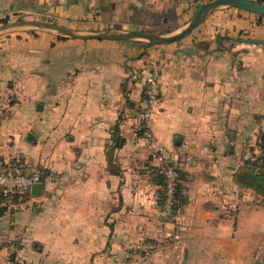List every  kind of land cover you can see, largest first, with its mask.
<instances>
[{"label":"crops","instance_id":"obj_1","mask_svg":"<svg viewBox=\"0 0 264 264\" xmlns=\"http://www.w3.org/2000/svg\"><path fill=\"white\" fill-rule=\"evenodd\" d=\"M209 1L0 0V20L168 34ZM21 29L0 32V168L47 176L0 216V264H264V199L234 181L264 131V15L224 6L153 45ZM151 74L161 101L144 126ZM167 167L184 171L175 216L159 202Z\"/></svg>","mask_w":264,"mask_h":264},{"label":"water","instance_id":"obj_2","mask_svg":"<svg viewBox=\"0 0 264 264\" xmlns=\"http://www.w3.org/2000/svg\"><path fill=\"white\" fill-rule=\"evenodd\" d=\"M230 6L248 10L259 15H264V2L258 0H211L203 4L191 20L177 32L169 34H153L142 31H100L92 33H80L63 25L42 20H16L6 21L0 25V32L16 27H35L42 29H49L57 31L59 34L70 38L79 39H98V40H144L151 44H165L180 40L181 38L190 34L195 28L202 24L208 16H210L217 9ZM249 43H263L254 39H243ZM43 184L41 182L35 183L32 187V194L39 196L41 194Z\"/></svg>","mask_w":264,"mask_h":264},{"label":"trees","instance_id":"obj_3","mask_svg":"<svg viewBox=\"0 0 264 264\" xmlns=\"http://www.w3.org/2000/svg\"><path fill=\"white\" fill-rule=\"evenodd\" d=\"M258 1L264 2V0H258ZM168 20L169 19L166 18L164 23H167ZM6 21H7V18H3L0 20L1 23H4ZM167 31L171 32L172 30H167ZM142 32L153 33L152 31H149V30H142ZM153 34H161V33H153ZM148 44L153 45L151 43H148ZM145 98H146V93L144 91V104H145ZM259 146H260L259 153H256L254 149L250 148V151L252 152V158L246 159L244 156H242L243 167L241 168L240 171L234 174V181L240 188L253 190L258 196L264 199V131L261 134ZM243 155H245V152L243 153ZM25 163L26 162H20L16 166H13V167H19ZM38 168L42 170V177L40 179V182L44 183L46 180L47 171L44 168H41V167H38ZM6 169H9V167L4 165L3 168H0V171L6 170ZM173 169L177 173V182H176V190H175L174 197H173L172 208L169 213L170 215L175 216L183 208V206L186 203V200H185L183 185L179 181L180 177L181 176L183 177L184 171L178 168L177 169L173 168ZM165 171L166 170H162V169L155 170L156 180L162 188L160 192V199H159L160 200L159 202L161 203V205L165 203V196H166ZM31 195H32V192L25 193V194H13L12 193V194L6 195L0 191V216L4 215L6 211H8L10 205L25 202L31 197ZM11 258H13V255H11Z\"/></svg>","mask_w":264,"mask_h":264},{"label":"built area","instance_id":"obj_4","mask_svg":"<svg viewBox=\"0 0 264 264\" xmlns=\"http://www.w3.org/2000/svg\"><path fill=\"white\" fill-rule=\"evenodd\" d=\"M145 105L136 113L140 124L147 126L155 115L156 107L161 101L160 83L156 75H149L146 78ZM244 157L252 158L250 149L246 150ZM166 175V196L165 208L170 212L173 204V197L176 190L177 173L169 167ZM42 170L28 163L19 167H11L0 171V191L4 194H25L32 191L35 183L40 182Z\"/></svg>","mask_w":264,"mask_h":264},{"label":"rangeland","instance_id":"obj_5","mask_svg":"<svg viewBox=\"0 0 264 264\" xmlns=\"http://www.w3.org/2000/svg\"><path fill=\"white\" fill-rule=\"evenodd\" d=\"M29 15V16H28ZM31 15V16H30ZM13 17V18H12ZM28 17H31V18H28ZM38 19V18H37ZM16 20H36V15H32V14H27V13H21V14H19L18 16L17 15H14V14H12V16H8V18H7V21H16ZM38 20H42V21H50V22H53V23H57V22H55L54 20H52V19H46V20H44V19H38ZM21 28H26V27H16V28H13V29H8L7 31H9V32H11L12 34H14L15 32H17V31H20L21 32V30H25V29H21ZM37 30H42V28H36ZM46 30H49V29H46ZM178 30H180V29H178ZM178 30H175V31H173V32H177ZM75 31H77V32H80V33H92V32H81V31H79V30H76L75 29ZM102 31H108V30H102ZM53 32H57V31H54L53 30ZM100 32V31H99ZM173 32H169V33H173ZM58 33V32H57ZM168 33V34H169ZM13 167V166H12ZM9 168H11V167H9ZM177 237H179V236H177Z\"/></svg>","mask_w":264,"mask_h":264}]
</instances>
